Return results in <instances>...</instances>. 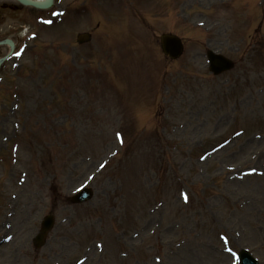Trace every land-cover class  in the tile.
<instances>
[{
	"label": "rangeland",
	"instance_id": "rangeland-1",
	"mask_svg": "<svg viewBox=\"0 0 264 264\" xmlns=\"http://www.w3.org/2000/svg\"><path fill=\"white\" fill-rule=\"evenodd\" d=\"M6 37L0 264H264V0H0ZM209 50L236 67L212 76Z\"/></svg>",
	"mask_w": 264,
	"mask_h": 264
},
{
	"label": "water",
	"instance_id": "water-1",
	"mask_svg": "<svg viewBox=\"0 0 264 264\" xmlns=\"http://www.w3.org/2000/svg\"><path fill=\"white\" fill-rule=\"evenodd\" d=\"M22 3L29 5V6H34L37 8H49L52 5V0L46 2V3H35L29 0H19ZM81 41H85L86 40V36H82ZM161 44H162V48L164 53L169 56L171 59H177L181 56V54L183 53V46L181 41L174 37V36H170V35H165L161 37ZM210 57L212 58V70L215 73H220L221 71H224L226 69H228V67H230V65H228V63L226 61H224L223 59H220L216 56L210 55ZM91 194L89 191H84V193L78 195V197L76 198L77 202H84L86 200H88L90 198ZM51 226V219H48L45 223H44V227H43V233L39 236L38 238V242L40 243L43 240L44 234L50 229ZM241 262L242 264H251L254 263L250 257L245 253L242 252L241 254ZM251 262V263H250Z\"/></svg>",
	"mask_w": 264,
	"mask_h": 264
},
{
	"label": "bare ground",
	"instance_id": "bare-ground-1",
	"mask_svg": "<svg viewBox=\"0 0 264 264\" xmlns=\"http://www.w3.org/2000/svg\"><path fill=\"white\" fill-rule=\"evenodd\" d=\"M9 245V244H8ZM4 246H7L5 243H0V251L4 248Z\"/></svg>",
	"mask_w": 264,
	"mask_h": 264
}]
</instances>
